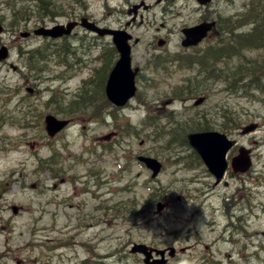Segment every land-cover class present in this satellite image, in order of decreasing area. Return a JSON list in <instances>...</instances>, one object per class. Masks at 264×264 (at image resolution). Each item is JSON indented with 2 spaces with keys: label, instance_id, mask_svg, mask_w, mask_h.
<instances>
[{
  "label": "rangeland",
  "instance_id": "1",
  "mask_svg": "<svg viewBox=\"0 0 264 264\" xmlns=\"http://www.w3.org/2000/svg\"><path fill=\"white\" fill-rule=\"evenodd\" d=\"M53 1L59 4L66 0ZM148 1L155 4L158 0ZM221 1L226 2L227 0L216 2ZM258 1L260 0H236L235 6L233 1L224 9H220L219 13L223 15L232 12H238L239 15L243 12L250 14L253 10L250 5ZM85 2L89 7L87 16L100 19L104 13H108L112 19L116 17L113 7L118 0L111 1V8L106 7V0H85ZM164 3L172 5L170 10L181 13L194 9L195 6L192 0H161L157 9ZM73 6H84L78 11L86 8L84 2L81 5H69V7ZM36 7L37 4L32 0H0V24L3 28L0 34V47L5 45L10 50V58L5 62H0V264H79L90 252L92 255L90 260L97 261L98 264L101 262L104 264H141L140 257L125 259L121 251H129L132 243H145L157 247L169 243L171 237H168V233L173 228L179 229L177 226H180L174 220V216L175 218L183 217H179L181 224L186 216L180 208L183 202L186 206L191 205L195 210L196 206L201 205L202 214H198L193 219L191 230L196 225L202 244H199L192 252H178L169 264H183L184 261H187V264H194L200 255L206 256L213 263L219 261L220 264H264V238L260 234L264 232V102L258 100L255 94L252 95L256 98L255 101L229 95L223 98L221 93H215L216 95L211 97L214 101L218 99L220 102L230 103L227 110L235 112L233 115H227L230 119L241 116L243 120L248 121L243 115L246 113L252 115V120L245 124L238 120L240 127L251 122H256L258 125L253 133L242 135L239 132L242 126L232 134L239 144L253 151V168L249 174H245L243 182L231 178L229 170L223 180L227 184L222 182L214 185V179L203 169L194 171L196 169L194 166L193 171H187L173 165V157L169 154L173 150L165 149L161 143H153L143 136L149 131L151 134L152 131L137 124L145 115L146 109L140 106L136 99L131 100L129 102L131 106L121 113L136 124V129H140L142 135L138 138L125 137L124 151L112 155L120 157L123 167L120 170L115 164L119 160H115L111 155L105 154L99 159L94 154L90 155L87 150L93 145L92 142L96 145L105 143L97 141L94 135L102 136L111 131L110 127L97 124L86 125V123L82 125L74 117L65 116L55 110V108L61 110L64 107L61 101L62 95L65 100L68 94L77 92L82 86L83 79L88 74L87 68L62 72L66 81L51 80L56 76L60 67L51 66L49 71L38 78H35L34 73L26 68L25 59L20 51L46 47L47 43L35 36L28 39L21 38L19 33L25 29L21 26L18 30V26L11 27L10 23L17 24L21 21L20 26L24 22L23 19L28 18L29 27L37 23L42 24V16L38 14ZM118 9L120 11V7ZM259 10L254 9L252 12L258 23L259 21L264 22V14ZM68 11L67 6L61 7L58 13H64L63 18H53L56 13L55 9L43 19L53 20L48 23L49 25H53V22L63 23ZM195 18L199 17L179 18L177 16L175 18L172 15L164 27L165 31H174L170 44L166 48L149 44L138 45L134 50V57L141 56L151 59L158 55L178 52L179 30L184 25L193 24ZM250 28L251 25H246L243 29L249 30ZM144 31L145 27H142L140 33L144 39L152 38L150 33L144 34ZM153 32L157 33L154 30ZM247 53L251 64L257 63L259 57L264 58V50H248ZM236 63L239 61L231 62L230 66H236ZM13 67L15 70L12 69ZM260 71L263 72V69ZM182 76V74H177L167 78L157 90L162 91L161 95L164 96L167 85H174L180 81ZM149 78L152 80L153 75ZM145 80L147 78L140 81L138 88L140 92L147 93V97L150 98L151 93L147 89ZM247 81L249 79H243L242 83ZM26 87L34 88L35 94L28 96L25 91ZM9 90L14 93H9ZM98 91L100 93V88ZM52 95H54L53 102L51 101ZM100 102H105L102 96L99 97L97 105L100 106ZM209 104L212 103L208 101L193 111H205L210 108ZM169 108L183 112V105L179 102ZM190 112H185L181 117L182 120L186 119ZM219 112V110L206 112L208 114L206 117L212 119L215 124L223 123L222 126L231 131V120L222 119ZM215 113L217 119H215ZM46 114H53L61 119L70 118L73 123L58 136L49 139L43 126V118ZM195 122L196 120L193 121ZM122 124L127 127L125 122ZM198 126L195 125V127ZM212 126L210 130H217V127ZM141 139L145 140L143 146L139 145ZM53 149L58 150L55 163L51 161L42 165L37 158L45 160L52 154ZM116 150L120 151V148L116 147ZM98 151L101 152L100 149ZM137 152H149L165 162V170L158 180L151 182L150 174L135 163L133 157ZM124 154L126 159L121 158ZM231 154H236L235 149L229 153V157ZM126 160L130 162L127 165H125ZM93 166L96 168L94 173L98 178L87 172V169ZM129 167L130 169H127ZM45 169L53 170L59 173V176L64 174L66 178H55ZM192 178H195L196 183L190 181ZM103 180L111 182L98 185V182ZM242 185L247 190H242ZM154 187H159L161 197L170 202L168 211L171 216L166 217L168 221L165 224L168 233H163L157 223L150 222L154 216L152 209H154L155 202L151 204V210L145 209L152 192L151 188ZM193 187L199 188L200 191L190 192L193 197L187 198L184 189L191 190ZM239 189H241L240 192ZM224 192L227 194L226 197L223 196ZM209 193L212 195L208 196ZM246 194H248L249 203L246 201ZM129 197H135L137 214L126 213L131 212L128 205H121L120 210L116 209L111 212V206L114 203L118 200H127ZM224 198L229 203L234 201L235 207L238 204L245 206V209H249L253 215L249 220L243 219L241 222L240 217L247 216V211L234 208L231 214L234 213L235 216L230 219L227 214L223 213H227ZM248 204L250 208H247ZM13 205L22 207V211L15 215L11 210ZM144 211L147 212L140 213ZM225 223L227 225L233 223V225L223 232ZM238 227L241 229L236 230ZM191 230L187 232L186 230H175L180 234L178 238L173 236L174 246L178 249L186 246L185 238ZM190 241L192 242L193 239L191 238ZM115 250L120 252L116 253Z\"/></svg>",
  "mask_w": 264,
  "mask_h": 264
},
{
  "label": "water",
  "instance_id": "2",
  "mask_svg": "<svg viewBox=\"0 0 264 264\" xmlns=\"http://www.w3.org/2000/svg\"><path fill=\"white\" fill-rule=\"evenodd\" d=\"M208 28V27H207ZM202 30H205L204 28ZM37 34H51L53 36H60L62 34L61 27H56L51 31L39 30L36 31ZM7 55L6 49L2 48L0 50V59L5 58ZM110 95H113V92L110 91ZM46 129L49 135H53L62 129L66 122H59L54 117L48 116L45 119ZM191 144L195 147V149L201 154L205 162L210 167L211 171L215 174V176L220 179L222 173L225 169V163L223 162V157L225 151L228 148V142L225 140V137L219 136L217 134L212 133H204V134H195L189 136ZM243 158L246 159L244 152L242 153ZM146 164L154 171L153 175H156L159 170V165L156 161L152 159H147ZM236 165V164H235ZM248 163L246 160L242 161V165L244 166L241 171H244ZM143 246H135L133 251H144Z\"/></svg>",
  "mask_w": 264,
  "mask_h": 264
},
{
  "label": "bare ground",
  "instance_id": "3",
  "mask_svg": "<svg viewBox=\"0 0 264 264\" xmlns=\"http://www.w3.org/2000/svg\"><path fill=\"white\" fill-rule=\"evenodd\" d=\"M260 11H262L264 13V0H260ZM157 7V6H156ZM238 21L237 22H233L232 23V27L234 29L232 37H231V42L234 44H240L243 46V49L238 57V60H240L241 62L245 61L247 62V46H245L247 44V34L245 33L244 29L239 25V24H243V25H251V28L253 27L251 33L249 34L250 37L256 38L257 32L259 33L258 36L261 34L260 31L263 30L264 26H257V24H259L257 22V20H254L255 18L253 16H248L245 14L239 15L238 17ZM210 23L212 24V21L210 20ZM172 32L174 31H165L164 30V34H161L160 37L164 38V48H166L172 39ZM183 42V38L179 37V44ZM264 49V40L260 43V50ZM221 51L220 50H208L206 52V60L209 62V64L214 63L212 60L214 59V57L219 54ZM227 56L232 60L235 57V53L232 49L229 50V52L227 53ZM263 58L259 57V62H262ZM133 76V74L131 72H129L128 67L125 65V69L122 73V75L119 76H114L113 77V81L117 82V80H120L121 78L126 82L127 80H129L131 77ZM198 77L200 79H203V76L201 74L198 75ZM264 79L261 81H258L256 83H254L252 85V87L246 91L244 93L245 98L248 96H252L253 94H255L258 90V88L263 87L264 83H263ZM207 85L209 88L211 87H215L217 85V81L215 79H211L210 81H207ZM106 103L105 102H100V106H104ZM226 208L229 209L230 208V212L231 213L234 208H236V210H244L245 206L243 205H238L237 207H235L234 205L231 204H225ZM235 210V211H236ZM247 211V215L250 217L253 215L252 212H250L248 209H245ZM225 214H227L226 212H223ZM235 214L233 213L232 217H234ZM235 239V238H234Z\"/></svg>",
  "mask_w": 264,
  "mask_h": 264
},
{
  "label": "trees",
  "instance_id": "4",
  "mask_svg": "<svg viewBox=\"0 0 264 264\" xmlns=\"http://www.w3.org/2000/svg\"><path fill=\"white\" fill-rule=\"evenodd\" d=\"M254 20H257V19H254ZM259 22L260 24H264V22H261V21ZM260 33H261L260 34L261 38L264 39V28L262 31H260ZM258 34L259 33L257 32L256 39L258 37ZM26 55H27L26 59L28 60V65H34L35 68L40 65L41 60H43L44 58V55L40 54L38 51H29L26 53ZM190 92H197V89H193Z\"/></svg>",
  "mask_w": 264,
  "mask_h": 264
},
{
  "label": "flooded vegetation",
  "instance_id": "5",
  "mask_svg": "<svg viewBox=\"0 0 264 264\" xmlns=\"http://www.w3.org/2000/svg\"><path fill=\"white\" fill-rule=\"evenodd\" d=\"M148 8H149V7H145V8H143V10L138 11V13H137L136 16L131 17V21H130V23L135 22V20H136L137 18H139V19L141 20V19L143 18V16L145 15L146 11L148 10ZM127 13H130L129 9H128ZM128 24H129V23H128Z\"/></svg>",
  "mask_w": 264,
  "mask_h": 264
},
{
  "label": "clouds",
  "instance_id": "6",
  "mask_svg": "<svg viewBox=\"0 0 264 264\" xmlns=\"http://www.w3.org/2000/svg\"><path fill=\"white\" fill-rule=\"evenodd\" d=\"M183 264H187V261H184Z\"/></svg>",
  "mask_w": 264,
  "mask_h": 264
}]
</instances>
